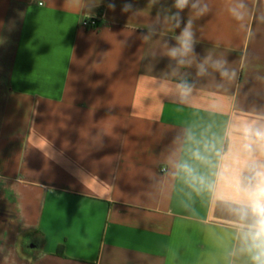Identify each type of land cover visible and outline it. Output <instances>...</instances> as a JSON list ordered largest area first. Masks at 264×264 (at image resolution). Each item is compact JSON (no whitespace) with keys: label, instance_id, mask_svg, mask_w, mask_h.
Listing matches in <instances>:
<instances>
[{"label":"crops","instance_id":"obj_1","mask_svg":"<svg viewBox=\"0 0 264 264\" xmlns=\"http://www.w3.org/2000/svg\"><path fill=\"white\" fill-rule=\"evenodd\" d=\"M177 3L0 0V264H258L264 0Z\"/></svg>","mask_w":264,"mask_h":264},{"label":"clouds","instance_id":"obj_2","mask_svg":"<svg viewBox=\"0 0 264 264\" xmlns=\"http://www.w3.org/2000/svg\"><path fill=\"white\" fill-rule=\"evenodd\" d=\"M187 4L188 0H178L177 7L183 9ZM192 7L195 8L196 5L193 4ZM177 42L179 47L172 48L169 51V55L172 58L177 56L184 57L192 52L193 39L190 24L177 37ZM205 63H207V60ZM211 66L219 71L221 76L229 75L227 70L223 68V62L216 61ZM205 71L204 65H200V72L203 73ZM257 135L264 138V131H257ZM257 176L259 177L258 182L247 190V208L250 209L254 220L248 226L249 231L246 233V238L251 240V248L255 249L257 253L253 259L258 264H264V172H258Z\"/></svg>","mask_w":264,"mask_h":264},{"label":"built area","instance_id":"obj_3","mask_svg":"<svg viewBox=\"0 0 264 264\" xmlns=\"http://www.w3.org/2000/svg\"><path fill=\"white\" fill-rule=\"evenodd\" d=\"M101 18L98 15L87 14L80 21V26L86 29H97L101 24Z\"/></svg>","mask_w":264,"mask_h":264},{"label":"trees","instance_id":"obj_4","mask_svg":"<svg viewBox=\"0 0 264 264\" xmlns=\"http://www.w3.org/2000/svg\"><path fill=\"white\" fill-rule=\"evenodd\" d=\"M23 248H24V250L26 249V245H23ZM56 254L58 255V256H63V249H62V246H59L58 248H57V250H56Z\"/></svg>","mask_w":264,"mask_h":264}]
</instances>
